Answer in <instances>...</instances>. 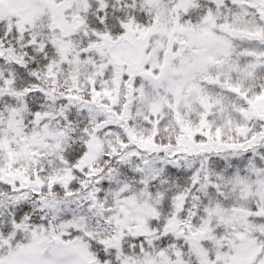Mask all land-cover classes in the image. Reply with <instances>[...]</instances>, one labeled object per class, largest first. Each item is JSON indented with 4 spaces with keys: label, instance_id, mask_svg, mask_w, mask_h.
I'll return each mask as SVG.
<instances>
[{
    "label": "snow or ice",
    "instance_id": "1",
    "mask_svg": "<svg viewBox=\"0 0 264 264\" xmlns=\"http://www.w3.org/2000/svg\"><path fill=\"white\" fill-rule=\"evenodd\" d=\"M0 264H264V0H0Z\"/></svg>",
    "mask_w": 264,
    "mask_h": 264
}]
</instances>
